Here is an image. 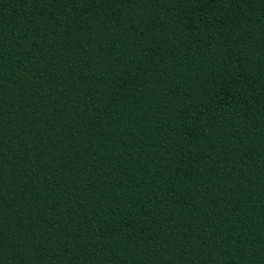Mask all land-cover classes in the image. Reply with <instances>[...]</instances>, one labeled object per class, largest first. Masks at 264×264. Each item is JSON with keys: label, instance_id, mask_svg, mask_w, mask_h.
<instances>
[{"label": "trees", "instance_id": "1", "mask_svg": "<svg viewBox=\"0 0 264 264\" xmlns=\"http://www.w3.org/2000/svg\"><path fill=\"white\" fill-rule=\"evenodd\" d=\"M0 264H264V0H0Z\"/></svg>", "mask_w": 264, "mask_h": 264}]
</instances>
